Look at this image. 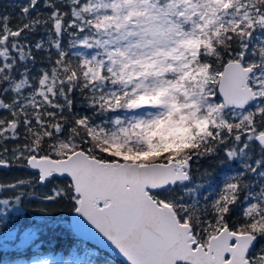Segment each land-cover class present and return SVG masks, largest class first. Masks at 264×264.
Returning <instances> with one entry per match:
<instances>
[{
  "label": "snow or ice",
  "instance_id": "snow-or-ice-1",
  "mask_svg": "<svg viewBox=\"0 0 264 264\" xmlns=\"http://www.w3.org/2000/svg\"><path fill=\"white\" fill-rule=\"evenodd\" d=\"M0 172V264H264V0H0Z\"/></svg>",
  "mask_w": 264,
  "mask_h": 264
},
{
  "label": "trees",
  "instance_id": "trees-1",
  "mask_svg": "<svg viewBox=\"0 0 264 264\" xmlns=\"http://www.w3.org/2000/svg\"><path fill=\"white\" fill-rule=\"evenodd\" d=\"M18 173H13L12 175H17ZM0 176H3L5 178H11L4 172H0ZM32 215L31 213L29 214ZM35 218V217H33ZM55 236L59 238V243H57V240H53V244L56 245V251L57 254L67 256L68 255V247H69V241L66 237H63L59 232L55 233Z\"/></svg>",
  "mask_w": 264,
  "mask_h": 264
}]
</instances>
